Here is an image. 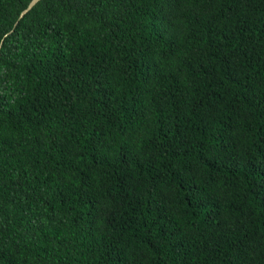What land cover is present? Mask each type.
Instances as JSON below:
<instances>
[{"label": "trees", "instance_id": "1", "mask_svg": "<svg viewBox=\"0 0 264 264\" xmlns=\"http://www.w3.org/2000/svg\"><path fill=\"white\" fill-rule=\"evenodd\" d=\"M31 1L0 0V264H264V0Z\"/></svg>", "mask_w": 264, "mask_h": 264}, {"label": "water", "instance_id": "2", "mask_svg": "<svg viewBox=\"0 0 264 264\" xmlns=\"http://www.w3.org/2000/svg\"><path fill=\"white\" fill-rule=\"evenodd\" d=\"M42 0H32L28 7L21 13L19 21L22 20L28 13H30ZM19 21L15 24V27L18 25ZM15 28L11 31L13 33ZM4 42V39L2 40L0 44V56H1V49H2V44Z\"/></svg>", "mask_w": 264, "mask_h": 264}]
</instances>
